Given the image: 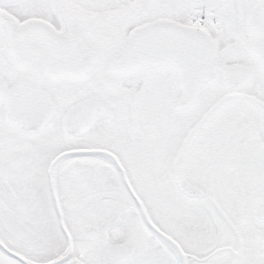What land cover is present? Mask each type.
Returning <instances> with one entry per match:
<instances>
[{
  "label": "snow or ice",
  "instance_id": "obj_1",
  "mask_svg": "<svg viewBox=\"0 0 264 264\" xmlns=\"http://www.w3.org/2000/svg\"><path fill=\"white\" fill-rule=\"evenodd\" d=\"M0 264H264V0H0Z\"/></svg>",
  "mask_w": 264,
  "mask_h": 264
}]
</instances>
